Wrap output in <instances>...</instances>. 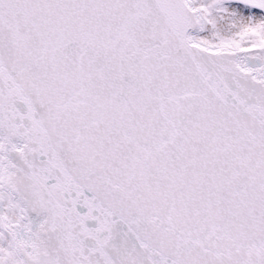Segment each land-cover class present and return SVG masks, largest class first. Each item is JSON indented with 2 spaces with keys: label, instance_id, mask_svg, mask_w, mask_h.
<instances>
[{
  "label": "snow or ice",
  "instance_id": "1",
  "mask_svg": "<svg viewBox=\"0 0 264 264\" xmlns=\"http://www.w3.org/2000/svg\"><path fill=\"white\" fill-rule=\"evenodd\" d=\"M0 264H264V0H0Z\"/></svg>",
  "mask_w": 264,
  "mask_h": 264
}]
</instances>
